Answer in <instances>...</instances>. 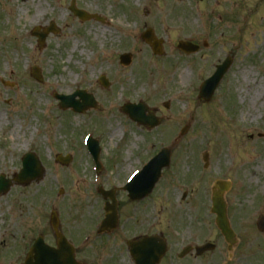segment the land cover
<instances>
[{
	"label": "rangeland",
	"instance_id": "374dc122",
	"mask_svg": "<svg viewBox=\"0 0 264 264\" xmlns=\"http://www.w3.org/2000/svg\"><path fill=\"white\" fill-rule=\"evenodd\" d=\"M73 1L77 8L105 21L81 22L69 10ZM250 1L255 0H216L223 7L217 5L215 9V0H0V175L13 179L20 170L21 158L28 152L36 153L45 168L42 181L13 186L8 194L0 196V235L18 234L21 229H50L49 209L62 187L63 216L67 217L68 208H75L72 204L85 208L91 203L87 200L84 205L74 199L80 197L78 191L85 193V185L92 177L89 165L80 166L79 171L76 165L85 164L83 137L87 133L97 136L102 157L108 154L106 162L120 167L117 178L122 181L135 167L126 164L123 153L135 151L128 160L130 165H138L162 144L169 146L170 139L185 125L189 132L173 148V166L185 165L181 172L187 176L191 172L203 175L207 204L216 178L221 175L231 179L233 191L228 202L233 221L246 211L247 217L264 214V38L259 39L264 26V14H260L264 13V0L248 4ZM230 3L249 7H227ZM37 13L34 25L49 27L53 21L60 30L48 36L43 48L31 33V20ZM219 14L224 15L220 23ZM143 23L151 24L161 38L172 44L175 37L198 36L209 48L202 56L190 59L195 65L179 56L176 49L166 59L154 57L137 36ZM236 30L242 32L238 38ZM251 32L257 33L256 40L251 38ZM236 40L242 46L231 44ZM128 52L134 59L127 68L119 63V57ZM227 55L235 59L231 73L212 102L199 103L194 98L198 83L213 71L216 61ZM34 66L39 68L43 83L32 78L30 70ZM103 74L112 83L108 90L98 83ZM249 86L260 88L255 118L247 115L251 107ZM77 89L94 94L100 108L84 114L61 110L54 93L69 95ZM138 101L159 109L164 119L160 128L147 131L122 112L124 103ZM165 102H170L168 110L163 107ZM116 131L118 135L112 137ZM206 151L210 153L208 169L203 161ZM68 153L76 161L73 168L55 164L57 154ZM227 153L232 154L229 160ZM245 154L252 162L247 170H238ZM193 162L198 169L193 168ZM254 167L261 170L254 173ZM179 188L184 191L188 185L171 189L172 198L180 196ZM192 192L198 199L200 190L194 188ZM164 201L165 206L171 203L156 196V208L162 207ZM172 209L168 215L165 212L166 217H172ZM40 211L44 218H37ZM152 216L158 220L155 214ZM26 223L29 228H24ZM241 236L238 245L245 246L247 237L244 233Z\"/></svg>",
	"mask_w": 264,
	"mask_h": 264
},
{
	"label": "flooded vegetation",
	"instance_id": "af4514ba",
	"mask_svg": "<svg viewBox=\"0 0 264 264\" xmlns=\"http://www.w3.org/2000/svg\"><path fill=\"white\" fill-rule=\"evenodd\" d=\"M120 198L121 201H123V198L122 197ZM126 203H127L126 201L118 202V228L116 232L122 240L121 243L125 244L124 242L128 239L137 240L141 236H150L151 234H154L156 232L155 228L150 227V225H148V223L146 222V219H141L139 213L134 209L131 210L130 208H128ZM85 221L88 222V219L85 220L81 218L77 219L72 217L63 218V220L61 221L62 231L65 234L66 238L69 241H71V243L73 244L77 255H78L77 253L78 245L76 244L77 238H79L82 235V234L79 235L77 234V229L84 228V231L87 232L88 226H90V222H88V224H84ZM91 229H92V224L89 227V231ZM89 231L87 232V234L90 233ZM217 231H216V238L214 239V241H216V249L212 252L205 253L200 256L195 252V250H192L184 258L185 260L184 264H201V262L202 264H222L225 260H226L225 264H252L251 259L248 256L249 251H243L245 253L241 251H236L235 254L230 256V254H227L226 250L223 251L218 250L220 248L219 245L220 235H218ZM53 234H54L53 241H48V242L49 245L53 247H57L58 236L54 232ZM203 239L204 238L191 239L189 240L188 243H186V246L191 245V247L196 248L198 245H201L203 243ZM119 249L120 251H122V249H124V245H122V247ZM80 260L83 264H88L86 257H80Z\"/></svg>",
	"mask_w": 264,
	"mask_h": 264
},
{
	"label": "water",
	"instance_id": "95a60500",
	"mask_svg": "<svg viewBox=\"0 0 264 264\" xmlns=\"http://www.w3.org/2000/svg\"><path fill=\"white\" fill-rule=\"evenodd\" d=\"M44 38H45V35H42L41 36V40L43 41ZM122 60H123L124 63L128 64L130 62V57L129 56H125V57L122 58ZM222 75H223V72H222V70H220V74L218 75L217 80H216V76H215L210 82L207 83V86H205V88L203 89V92H202V96H203L204 99L209 100L212 97L213 92H214V88L216 87V84L218 83V81H219L220 77H222ZM211 82H213V83L211 84ZM105 84H106V82L104 83V85ZM75 97H76V95L68 97V98L66 97L65 99L62 97L61 98L62 99V107L63 108H69V107L72 106L75 111L84 112L86 109L94 106V103H92V102H94L93 99H92V101H91V99H87L84 94L83 95L81 94V96H80L82 98V100H83V104L82 105H78V102H74V98ZM135 108L137 110H140L139 106H137ZM132 116L135 117V114H132ZM136 120L141 122V123H143V124L148 123L147 121H145V119H140L139 117H138V119L136 118ZM156 123H158V122L156 121ZM167 161H168V156H167ZM163 166H164V164H162V163L159 165V168L157 169V173H156L157 177L154 179V182L157 181V179L159 177L158 173L160 172V169ZM26 175H29V174L27 173ZM40 176H41V172H40L39 168L37 167V169L35 171V174L33 176L29 177L27 180H32V179H35L36 177H40ZM154 182H153V184H154ZM153 184L151 186H153ZM218 214L220 216V219H219L220 226L222 228H224L225 226H227V220H226V213H225V205H224L222 200L220 202L218 201ZM153 244L154 243L151 242L152 246H153ZM160 252L161 251H159V253ZM153 258L154 259L156 258L155 254L153 255Z\"/></svg>",
	"mask_w": 264,
	"mask_h": 264
},
{
	"label": "bare ground",
	"instance_id": "6f19581e",
	"mask_svg": "<svg viewBox=\"0 0 264 264\" xmlns=\"http://www.w3.org/2000/svg\"><path fill=\"white\" fill-rule=\"evenodd\" d=\"M37 17H38V13L36 14L35 18H33L31 21H32V22H36V21H38V20H37ZM97 36H98V35H96V37H97ZM0 96H2V92H0ZM259 98H260L259 89L256 88L255 91H254V93H253V95L251 96V101H252V103H255L256 101H258ZM251 108H252V109L255 108L254 104L252 105ZM257 111H258V110H255V109H254V111L252 110L251 113H249V115H252L253 117H255V114H256ZM0 120H1V117H0ZM1 124H2V123H1ZM117 132H118V131L114 132V135H116ZM248 163H249V162H246V163L243 162V163H241V165H240V169H244V167H245ZM260 170H261V168H254V169L252 170V172H254V173H258Z\"/></svg>",
	"mask_w": 264,
	"mask_h": 264
}]
</instances>
